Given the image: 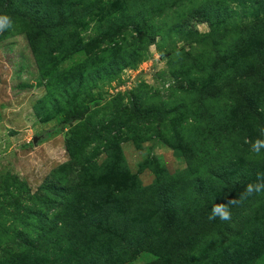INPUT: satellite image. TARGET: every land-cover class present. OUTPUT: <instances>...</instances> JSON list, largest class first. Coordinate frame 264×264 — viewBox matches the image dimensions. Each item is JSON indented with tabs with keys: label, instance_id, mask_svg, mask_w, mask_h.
Masks as SVG:
<instances>
[{
	"label": "rangeland",
	"instance_id": "1",
	"mask_svg": "<svg viewBox=\"0 0 264 264\" xmlns=\"http://www.w3.org/2000/svg\"><path fill=\"white\" fill-rule=\"evenodd\" d=\"M64 1V8L81 13L64 31L81 50L38 69L26 40L33 33L30 20L15 9L4 11L9 6L0 0V14L13 21L0 33V264H86V239L77 251L71 247L63 257L41 259L46 218L75 210L59 211L60 193L91 191L102 183L121 188V174L108 170L105 179L91 177L93 166L114 153H121L129 175L143 185L154 181V160L169 174L183 171L186 163L170 144L174 128H190L186 141L198 133L196 125H211L201 128L204 138L222 127L248 128L242 144L256 172H248L227 196L215 190L214 204L239 200L248 184L264 176V150L252 151V142L264 139V11L255 8L257 0H213L218 18L204 16L203 5L212 0H142L139 22V14L117 17L131 0ZM249 39L244 53L231 52ZM119 55L125 61L106 73L89 69ZM79 73L87 80L80 87L65 79ZM47 97L57 104L38 103ZM78 104L84 110L80 119L39 140ZM229 207V221H209L212 208H199L175 226L157 223L165 228L158 246L136 251V245L118 242L116 262L105 258L103 264H264V239L253 233V223L264 221V193ZM85 212L79 207L76 214L84 218Z\"/></svg>",
	"mask_w": 264,
	"mask_h": 264
},
{
	"label": "trees",
	"instance_id": "2",
	"mask_svg": "<svg viewBox=\"0 0 264 264\" xmlns=\"http://www.w3.org/2000/svg\"><path fill=\"white\" fill-rule=\"evenodd\" d=\"M6 1L9 7L4 11L11 12L10 9H15L19 15L28 18L31 22L33 33L27 34L26 40L38 69H42L47 64L55 65L61 55L64 57L81 50L77 47L76 39L64 35L71 18H75L81 13H73L64 8V0ZM141 1L131 0L124 12L117 17L129 19L142 13L143 6L139 8ZM214 2L213 0L207 1L203 5L204 16L210 14L214 18L220 17ZM137 8L140 9V12ZM255 8L264 11V0H257ZM139 16L140 14L137 16L138 22ZM143 24L146 28L149 27L146 22ZM249 42L250 39L241 46L239 43L238 47L232 49L231 52L237 53L241 50L240 53H244ZM132 54L129 52V55ZM126 57V55H119L118 58L98 63V67L92 65L89 69L96 67V72L104 71L106 73L107 67L109 68L111 64L117 65L118 62L122 63ZM261 73L264 75V67ZM65 79L69 83L74 80V86L77 87L87 83L81 73L78 76L74 74L66 76ZM63 92H66L64 88L61 89V93ZM43 101L46 103L42 101H38V103L43 106L52 102L57 104V101L50 97L44 98ZM76 108L74 113L71 111L69 116H66L57 125L45 130L39 140H46L52 134L63 129L65 125L80 119L84 110L80 108V104ZM43 112L48 111L43 109ZM210 126H194L193 129L196 127L199 129L198 133L187 141L183 137L190 132V128H174L175 130L171 131L169 135L171 139L169 141L175 155L184 159L186 167L179 173L169 174L163 166L154 160V165L151 167L154 169L155 178L148 185H143L136 176L129 175L121 153H114L112 158H107L100 165H94L91 175L93 179L99 177L105 179L108 170H110L116 175L123 176L122 183L119 185L122 187L115 189L102 183L94 185V189L91 191L79 188L78 191L66 192L68 196H64L63 192L60 193L59 211H62L66 206L75 210L72 213H59V216H54L51 220L46 218L42 236L44 246L41 259L52 255L63 257L67 248L71 249V247L76 248L77 251L83 243L79 241L83 239L91 240L87 243L88 246L84 248L85 250L81 252L82 256L87 259L86 264H103L105 258H113L114 253L120 252L118 242H125L129 246L136 245V251H140L142 247H156L161 243L162 235L165 233V228L160 229L157 223L162 225L170 222L171 226H175V223H180L183 220L181 216L188 210L190 216L193 209L196 214L199 208H212L211 206L216 203V191H227L225 194L227 196L229 190L240 187L246 180L244 178L248 172H256V167L249 160L251 158L249 147L246 148L242 144L243 135L248 132V128L241 132L243 127L239 125V132H234L230 127L227 129L222 127L221 132L211 138H204L201 128L208 129ZM238 141H240V145H237ZM234 176H241L242 180L240 181ZM47 202L54 203L55 201L47 199ZM79 207H85L84 218L76 214ZM259 217L257 216V219ZM262 221L257 220L253 223L255 226L253 233H260L264 239V221ZM153 238H156L157 241H152ZM188 243L189 241L183 243L180 249L186 247ZM53 244H58V247H53ZM90 253L93 254L89 261L88 254ZM122 254L127 255V252ZM112 261L116 262L114 258Z\"/></svg>",
	"mask_w": 264,
	"mask_h": 264
},
{
	"label": "clouds",
	"instance_id": "3",
	"mask_svg": "<svg viewBox=\"0 0 264 264\" xmlns=\"http://www.w3.org/2000/svg\"><path fill=\"white\" fill-rule=\"evenodd\" d=\"M13 21L7 14H0V33L11 29ZM264 131V130H262ZM245 143H248L245 140ZM261 149H264V139H256L252 142V151L259 154ZM264 193V176H258L257 182L250 183L246 186L243 193L240 195V199H231L224 203L214 204L211 209V214L208 216L209 221L219 218L221 221H229L231 219V209L229 205L235 206L241 203L244 199L253 194Z\"/></svg>",
	"mask_w": 264,
	"mask_h": 264
},
{
	"label": "water",
	"instance_id": "4",
	"mask_svg": "<svg viewBox=\"0 0 264 264\" xmlns=\"http://www.w3.org/2000/svg\"><path fill=\"white\" fill-rule=\"evenodd\" d=\"M37 138H38L37 136H34V137H33V143H34V144L37 143Z\"/></svg>",
	"mask_w": 264,
	"mask_h": 264
}]
</instances>
